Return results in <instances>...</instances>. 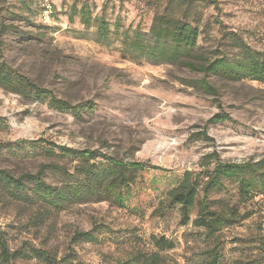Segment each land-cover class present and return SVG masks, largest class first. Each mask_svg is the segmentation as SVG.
<instances>
[{
	"label": "rangeland",
	"instance_id": "374dc122",
	"mask_svg": "<svg viewBox=\"0 0 264 264\" xmlns=\"http://www.w3.org/2000/svg\"><path fill=\"white\" fill-rule=\"evenodd\" d=\"M83 1L0 0V67L76 106L52 107L22 84L0 85V168L19 176L48 163H75L73 154L59 150L50 156L48 143L153 167L136 171L118 202L93 197L57 210L0 195V236L15 252L8 264H54L41 251L57 264H141L154 252L162 264H205L213 249L220 264H264V194L243 200L235 178H223L207 204L212 210L236 208L238 217L215 235L193 224L199 206L183 224L181 206L167 197L207 154L236 163L264 158V83L207 74L216 96L200 87L202 72L133 53L126 34L148 32L156 13L174 0H86L110 22L106 42L79 16L70 21L72 6ZM195 5L203 16L201 52L232 56V32L264 51V0ZM219 104L231 120L212 123ZM44 171L47 182L62 184L60 173ZM91 230L93 241L76 236ZM165 241L173 248L162 250L158 244Z\"/></svg>",
	"mask_w": 264,
	"mask_h": 264
},
{
	"label": "trees",
	"instance_id": "16d2710c",
	"mask_svg": "<svg viewBox=\"0 0 264 264\" xmlns=\"http://www.w3.org/2000/svg\"><path fill=\"white\" fill-rule=\"evenodd\" d=\"M196 1L215 3L216 0H174L173 6H168L163 12L156 13L148 32L140 29L132 34H126V45L133 52L154 63H180L191 70L202 72L200 87L212 95H219V90L208 79L207 74L228 80L251 78L264 83V51L257 50L245 42L242 36L232 32L227 42L237 52L232 56H208L201 52L202 13L195 5ZM194 4V5H193ZM79 16L87 28L96 26L98 41L106 42L110 38V22L105 17L94 13V8L88 1L80 6L74 4L70 21ZM12 68L5 64L0 67V85H20L29 87L37 94L38 99L47 102L52 107L63 110H74L67 101L52 96L37 84L18 75L13 76ZM13 91L15 88H12ZM210 118L212 123L231 120V116L223 111ZM203 135L207 136L206 131ZM47 152L55 156L56 150L63 155H71L74 164L60 165L48 163L37 173L26 172L15 176L11 171L0 168V195H8L14 200L25 204H40L60 210L68 202H83L93 197L115 202L121 198V188L128 187L138 170L152 168L147 162H124L113 155L99 153L93 149H77L48 143ZM99 157H101L99 159ZM52 168L64 178L62 184H52L45 180L44 168ZM248 176V177H246ZM235 178L239 183L243 200L252 195L264 194V158L256 162L236 163L222 161L217 152L207 154L199 164L197 171H186L179 183L167 193L173 204L181 206L182 223L191 220V210L199 206L197 218L193 224L203 227L215 235L222 228L238 217L236 208L212 210L207 204L210 191L222 184L223 178ZM76 236L83 241H93L96 235L93 230L79 231ZM161 243V242H160ZM162 250L173 248V242L165 241L158 244ZM14 253L8 247L6 240L0 236V264H8ZM52 263L57 259L46 251H41ZM210 256L205 264H220L218 250L209 251ZM122 264H129L128 262ZM141 264H162L160 252H154L142 260Z\"/></svg>",
	"mask_w": 264,
	"mask_h": 264
}]
</instances>
